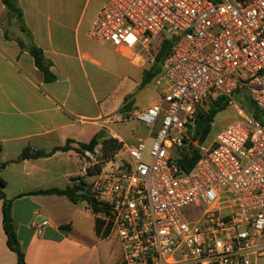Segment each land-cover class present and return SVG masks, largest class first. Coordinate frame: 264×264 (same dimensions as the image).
Returning <instances> with one entry per match:
<instances>
[{
    "label": "built area",
    "instance_id": "obj_1",
    "mask_svg": "<svg viewBox=\"0 0 264 264\" xmlns=\"http://www.w3.org/2000/svg\"><path fill=\"white\" fill-rule=\"evenodd\" d=\"M88 36L134 61L149 52L151 63L154 42L174 40L152 82L158 98L123 116L148 131L132 145L119 141L129 160L106 161L101 145L80 154L74 184L95 178L99 211L88 210L104 223L105 238L122 246L117 264H257L264 257V0H107ZM243 92L259 117L237 99ZM219 99L238 119L200 141L198 115ZM191 150L199 160L186 171L180 160ZM48 225L36 212L32 229L42 235Z\"/></svg>",
    "mask_w": 264,
    "mask_h": 264
},
{
    "label": "crops",
    "instance_id": "obj_2",
    "mask_svg": "<svg viewBox=\"0 0 264 264\" xmlns=\"http://www.w3.org/2000/svg\"><path fill=\"white\" fill-rule=\"evenodd\" d=\"M106 2L19 0L27 34L0 0V177L6 182L3 191L12 201V218L26 264H117L123 257L117 239L99 236L96 216L86 202L35 194L77 185L74 183L82 167L80 144L104 137L125 145L134 142L113 125L123 111L133 112L132 95L141 88L144 72L152 63L149 52L134 61L89 38L93 21ZM10 15L17 23L9 29L13 34L6 28ZM21 43L25 47L34 43L44 51L56 81H45L44 73ZM153 46L151 52L156 54ZM115 55L128 60L131 67V78L124 85L113 73ZM102 132L105 134L100 138ZM69 141L73 142L67 152L20 159L27 148L49 152ZM84 181L90 186L88 178ZM36 212L41 220L49 221L42 235L31 227ZM0 264H19L17 253L7 243L1 200Z\"/></svg>",
    "mask_w": 264,
    "mask_h": 264
},
{
    "label": "trees",
    "instance_id": "obj_3",
    "mask_svg": "<svg viewBox=\"0 0 264 264\" xmlns=\"http://www.w3.org/2000/svg\"><path fill=\"white\" fill-rule=\"evenodd\" d=\"M7 10L15 15L20 24V28L23 32L28 33L27 28L24 23L23 11L19 7V0H2ZM174 43L173 39H162V44L159 50L156 52V58L154 63H152L151 67L144 72V78L141 83V88H144L149 83L153 81V79L161 72V65L169 53L172 45ZM23 48H26L29 54L33 57L35 61V65L39 70H41L45 75V81L47 83H51L56 81V75L51 71L52 63L48 61L44 55V51L37 47L34 43L30 46L25 47L23 43H21ZM131 104L127 105L126 108H130ZM227 108V103L223 99H219L213 107H211L207 111H203L198 115L196 120L195 127V137L200 141H205V139L211 134L213 129V123L219 112L225 110ZM255 116L257 115V111L255 112ZM73 141H69L67 145L63 147L54 148L52 151L46 152L43 150H33L31 148H27L23 151L20 159H38L43 157H49L55 154L58 151L67 152L71 149L69 146ZM102 146L103 157L106 161H110L112 158L118 154L122 148L123 143L119 142V140L112 137H104L100 140L94 138L89 144H80V148L78 149L79 153H83L84 150H93L96 146ZM3 152L2 146H0V155ZM199 160V155L196 150H191L181 157L180 163L184 170H190ZM93 173V171H92ZM6 186V182L0 177V200L3 201V213H4V230L7 235V243L8 246L17 253L18 263L26 264L25 254L22 251L20 242L18 240V236L16 233V227L14 220L12 218V201L8 200L3 189ZM35 194H45V195H60L66 196L70 201L74 203L78 202H86L91 208L95 211H99V207L94 203L90 186L86 185L85 181H82L79 185H74L65 190L53 189L49 191H40ZM104 223L96 220V230L99 236L105 238L107 231L103 230Z\"/></svg>",
    "mask_w": 264,
    "mask_h": 264
},
{
    "label": "rangeland",
    "instance_id": "obj_4",
    "mask_svg": "<svg viewBox=\"0 0 264 264\" xmlns=\"http://www.w3.org/2000/svg\"><path fill=\"white\" fill-rule=\"evenodd\" d=\"M94 3H100L101 0H93ZM11 21H6V28L12 29L14 28L15 24H17L14 21L13 15H10ZM11 34H13L12 30H9ZM92 45L95 43L92 42ZM162 44V39L159 40L157 43L154 44L153 48L157 52ZM114 62H113V73L116 75L118 79L123 80V85L128 82V78L130 77L129 69L131 68L129 65L128 60H125L121 56L115 55L113 56ZM158 96V89L154 84H151L147 86L144 89L138 88L133 93L132 97L134 98V109L135 110H146L151 103L157 98ZM237 99L242 103L243 108L245 111L252 115L257 111L255 105L253 104L251 100V96L247 92H243L239 95H237ZM126 114L125 111H123L122 115L118 118V122L113 125V128H115L120 135L124 136L129 142H133L135 137L142 136L146 137L148 134L147 129L137 120H130V121H123V115ZM238 116L236 111L233 107L227 105V108L221 112L218 113L216 116L214 123H213V129H212V136L215 137L217 134L223 130L227 125L232 123L233 121L237 120ZM129 160V155L125 153V149L120 151L118 154L115 155L114 158H112L110 161L121 164L122 161ZM88 180L90 183H92L95 178L94 177H88ZM185 211L186 213L189 211ZM192 211V210H191ZM257 264H264V257H261L257 260Z\"/></svg>",
    "mask_w": 264,
    "mask_h": 264
},
{
    "label": "water",
    "instance_id": "obj_5",
    "mask_svg": "<svg viewBox=\"0 0 264 264\" xmlns=\"http://www.w3.org/2000/svg\"><path fill=\"white\" fill-rule=\"evenodd\" d=\"M105 132H102L100 135V138H102L104 136Z\"/></svg>",
    "mask_w": 264,
    "mask_h": 264
}]
</instances>
